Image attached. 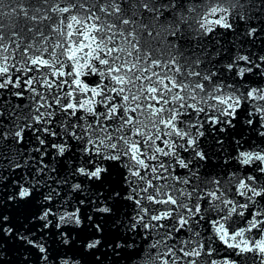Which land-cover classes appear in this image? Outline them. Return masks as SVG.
Masks as SVG:
<instances>
[{"label":"snow or ice","instance_id":"1","mask_svg":"<svg viewBox=\"0 0 264 264\" xmlns=\"http://www.w3.org/2000/svg\"><path fill=\"white\" fill-rule=\"evenodd\" d=\"M261 33L264 0H0V159L27 168L6 199L40 208L0 234L39 264H82L49 236L99 264H264Z\"/></svg>","mask_w":264,"mask_h":264},{"label":"water","instance_id":"2","mask_svg":"<svg viewBox=\"0 0 264 264\" xmlns=\"http://www.w3.org/2000/svg\"><path fill=\"white\" fill-rule=\"evenodd\" d=\"M36 2H37V0H32V3H36ZM252 2L255 3V2H257V0H252ZM220 31H223V30H220ZM261 36H264V33H261ZM217 38H220V37L217 35ZM220 39H221V44H223L224 47L227 48L228 47V42L232 41L233 37L232 36H225V37L220 38ZM209 47H212L211 43H210ZM249 47L251 48V50L253 52H258L261 49H264V39H257L255 41V45L254 46L245 44V49H248ZM260 54H264V51H260ZM205 142L211 148V146H212V137L208 136L206 138ZM9 194H11V192ZM33 207H35L36 210H38V209L40 210L38 203L12 204V203H10V202H8L6 200L5 196H0V213H4V214L8 215L9 218H10L11 223L14 224V225H17V226H19V225H21V226L22 225H28L29 221H30V217H28V216H29V213H30V209L33 208ZM28 218H29V220H28ZM54 240H55V237H52V239H51V237L49 236L50 250L58 251L54 246H58L60 248L64 247L63 245H60L58 242H53ZM19 244L23 245L22 242H19ZM73 245L74 244H72L70 246H73ZM73 249H76V248H73ZM59 252H61V251H59ZM19 254H20L22 260H25L24 258H25V256H27L28 260L31 261V264H39V259H38L39 254L35 251V249H33L32 251L22 249L19 252ZM34 261H36V262H34Z\"/></svg>","mask_w":264,"mask_h":264}]
</instances>
